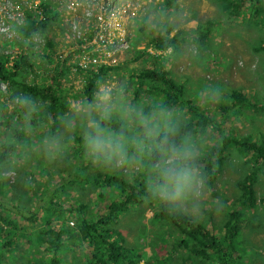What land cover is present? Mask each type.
I'll use <instances>...</instances> for the list:
<instances>
[{
  "label": "rangeland",
  "instance_id": "1",
  "mask_svg": "<svg viewBox=\"0 0 264 264\" xmlns=\"http://www.w3.org/2000/svg\"><path fill=\"white\" fill-rule=\"evenodd\" d=\"M17 1L19 0H3L7 13L0 11V63L3 72H12L11 78L22 83H52L51 78L59 81L58 89L63 93L67 106V110L62 112L63 117L68 110H73L75 104L82 101L96 103L100 93L110 88L113 97L121 98L125 108L134 106L147 113L163 107L171 113L173 120H177L181 128L189 122L194 130L191 132L185 129L183 134L191 136L198 145L195 139L202 138L200 156L202 158L208 156L210 161H218L219 164L214 169V174L210 172L207 176L202 174L203 177H207L205 181L208 192L201 211L193 213L189 206L184 205V207L189 209L191 216H197L193 219V223L211 219L205 223L207 227L212 222L216 224L215 221L221 219L225 211L246 212V216L241 217L238 226L240 233L237 239L241 246L234 247L233 255L238 257L241 264H264V172L254 174L255 200H246L242 195L243 198H238L235 202L233 195L236 190L242 193L238 187L244 175L249 171L250 164L244 156L242 160L235 158L233 153L236 155V152L235 150L232 152L229 146L223 154L211 150V145L202 149L208 143L213 144L212 139H219L221 133L225 132H231V135L236 138L257 137V139L264 140V105H255L262 103L261 99L264 97V52L255 49L257 43L264 46V8L256 15L245 0L250 9L245 7L241 10L243 13L240 12L239 16H235V20L231 21V17L225 16L224 12L220 13L217 7L218 0H75L76 4L73 9L68 7L69 0H26L22 4L23 8L17 5ZM89 1H91L90 10L99 19L91 17L80 21L83 17L82 7H85ZM173 1L177 6L172 5ZM164 2H169V4L164 5ZM260 2L264 6V0H259ZM116 7L125 19L131 20L130 26L126 29L106 26V22L111 24H116L120 20L122 22V17L116 11ZM246 15H252L253 21L258 23L262 30H258L254 25H242V18L244 22L251 23L248 18L245 20ZM259 16L262 18L260 19ZM44 22L47 23L42 32L39 31V27L30 34L21 32L22 28L30 23L42 24ZM96 23L102 24L110 37L109 42L114 47V55L111 57L107 56L108 47L101 48L98 42H91L94 37L91 30ZM219 23L226 25L224 29ZM206 25L211 30H208ZM236 25L241 28L236 30ZM166 26H172L171 33L176 28L184 31L176 40L174 50H178L175 53L171 51V46L159 50L148 44L151 31L153 29L163 30L167 28ZM142 27L144 29L140 31ZM79 32H83L84 36L80 38L74 36ZM204 32H207V42L200 37ZM123 36L128 37V42L122 39ZM194 38H198V42H193ZM119 39L120 42H118ZM92 52L94 55L90 54ZM169 53L175 58L174 62L167 60L172 64L171 67L162 63L160 65L169 71V75L174 80L183 83L188 93L186 99L189 100L186 101L185 98L179 97L162 105L165 99L163 100L161 91H152L146 86L137 88V81L133 80L130 75L133 70L138 73L136 69H141L142 65L152 66L154 59L156 61L159 57H166ZM136 55L138 58L134 59ZM94 57H98L99 67L95 66ZM19 59L27 61L31 67L19 65V68H16L14 64ZM98 70H101V73L95 77L94 90L89 88L94 91L89 98L82 91V87L88 80L86 78L89 75L88 72ZM102 73L103 76H101ZM10 86H16L15 90L12 91ZM232 89H242L244 93L246 92L250 103L233 110L227 114L228 116H222V105H230L232 100L230 97V101H227ZM19 90V85L11 84L5 76L0 78V107H3L0 111V121L15 118L13 106L17 104L15 99L21 97ZM210 92L215 94L210 95ZM36 107L38 108V105ZM181 114L184 118H178ZM37 116L36 125L28 126L25 130L28 134L24 145L25 155L20 156L21 152L17 158L13 157L10 162L0 164V192L10 195L13 189L19 191L23 188L27 191L25 197L19 198V203H23L26 196L33 195V189L23 184V176L31 179L33 187L37 181L49 178L48 175H42L39 170L36 171L34 177L30 172L22 173L31 169L32 165L29 167L26 165L27 159L31 163H34L35 159H40L43 163L46 160L45 153L48 150L46 141L51 138L48 137V133H50V122L52 121L49 117L43 118V115L40 116L39 113ZM30 117L27 110V113L21 112L17 121L27 123ZM112 119H118L123 124L127 122L131 131L138 130L136 125L128 121L127 116L121 112H116ZM222 120L224 122L220 126L219 122ZM60 126L64 127L61 118ZM3 127L4 125L0 124V139L3 137ZM62 128H60L61 131ZM19 129H21L20 126ZM69 130L64 127V134L57 137L60 139V148H65L69 154H73L71 149L76 146L77 141L65 139L67 136L71 137L72 133L79 134L75 120L73 128ZM217 144L220 145V141ZM63 153L64 151L56 150L50 157L54 160L57 155ZM68 160L85 175L96 176L118 171L123 174L121 176L126 181H132L131 174L138 173L139 166L138 162L131 159L112 162V164L111 162H98L86 152L84 157L81 156L78 159L71 157ZM197 165L205 166L203 162H197ZM65 166L66 163L56 166V172L50 179L51 182L61 181L64 177H68L67 173L71 166H68L67 170ZM47 167L52 169V164L50 163ZM72 171H75V168ZM21 173L26 176H22ZM18 176L22 177L17 179ZM72 178L73 175L62 189L63 198L67 196L65 201L68 203L75 202V198H83L89 204L86 208V215L96 218L102 211V204H107V201L112 198L110 194H114L108 189L117 184L111 181L103 185L102 181L92 182ZM11 181L13 184L9 183ZM101 190L105 192L104 196L99 198L97 195ZM2 198L3 195L0 194V199ZM10 199L11 197L6 200ZM32 202L30 200L28 204ZM160 204L161 202L147 197L143 204L123 211L118 223L115 224L126 239V243L122 246L131 249L134 256L139 255L138 260H133L134 264H219L215 255L205 256L200 253L192 255L177 243L178 236L186 238L187 235L176 226L169 227L165 223L162 225L161 219L155 216L159 214ZM45 215L42 211H38L34 219L19 218V222L28 230L27 233L36 234L45 223ZM74 215L71 220L74 219ZM78 217L80 216H76ZM64 219L67 222L70 221L68 217ZM58 220L55 218L52 222L56 223ZM166 221L169 224V220ZM156 227L167 230L159 231L164 234L165 241L159 238ZM221 228L218 226L217 230H211V233L220 240L224 234ZM170 242L176 243L177 246ZM228 242L229 240L223 242L222 245L225 247ZM42 245L41 239L36 249L37 253H34L37 258L44 254L41 251ZM88 248L89 246L85 252L89 255L91 252ZM63 251L69 260L75 258L78 261L77 264H84L70 247ZM233 255L231 256L234 257ZM235 264L238 263L235 262Z\"/></svg>",
  "mask_w": 264,
  "mask_h": 264
},
{
  "label": "trees",
  "instance_id": "2",
  "mask_svg": "<svg viewBox=\"0 0 264 264\" xmlns=\"http://www.w3.org/2000/svg\"><path fill=\"white\" fill-rule=\"evenodd\" d=\"M246 1L248 2V6L256 12V15L264 8L262 3H259V0ZM171 3L172 5L174 4L177 6L174 1ZM168 4L169 2H164V5ZM246 4L245 0H218L217 7L220 9L221 14L224 12L226 14L225 16L231 17L230 20L234 21L235 16H239L240 12L243 13L241 10H244L245 7L249 8ZM247 18L251 23L244 22L242 18V25H254L258 30H262L259 24L253 21L252 15H246L245 20H247ZM259 18L261 19L262 16H259ZM46 23L47 22L42 24L30 23V25L23 27L21 32L23 34H30L31 32L36 31L38 27L39 31L42 32ZM219 24L222 25V29L226 26L222 23ZM144 27L139 30L142 31ZM205 27L208 30H211L208 25ZM235 28L238 30L241 27L236 25ZM207 32L210 33V31ZM207 32H204L203 34L200 33L201 39H205V42L208 40V37L206 36ZM182 33H184V31L180 28H176L173 33H171V31L167 28L163 30L153 29L151 31V38H149L148 44L154 49L159 50L166 49L171 46V51H174L175 53L178 49L174 50V45L176 44L177 38ZM198 40V38H194L193 42H198ZM261 45L262 44L257 43L255 49L257 51L264 52V46ZM136 58H138L137 55L134 59ZM167 60L174 62L175 58L173 54L169 53L166 57H159L156 61L154 59L152 66L142 65L140 67L141 69H136L138 73L133 70L130 77L137 81V88L146 86L152 91H161L163 93V100L165 99L162 105H166L167 103L174 101L175 98L178 99L179 97H183L186 101H188L189 99H186L188 93L185 90L183 83L181 81L174 80L169 75V71L160 65L162 63L170 68L172 64H170ZM19 65L27 67L30 66L27 61L24 62L22 59H19L14 64L16 68H19ZM88 73L89 75L86 77L88 80L83 84L82 91L90 98L94 92L91 90H94L95 88V77L101 73V70H98L97 72L89 71ZM11 75L12 72H3L2 64L0 63V78L5 76L9 79L11 84L19 85V95L29 97L33 101L34 108L33 110L28 111L31 117L27 123L17 121V117L21 116V112L27 113V109L21 108L17 104H14L13 106V116L15 118H8L7 120L0 121V124L4 125L2 130L3 137L0 139V164L2 162H10L13 157L17 158L21 152L22 154L20 156L25 155L26 149L24 145L26 144V138L28 137L25 130L28 126L36 125L38 113L40 116L43 115V118L49 117L52 121L50 122V133L47 132L49 137L50 135L55 134V129L60 128L58 124L60 123L62 112L67 110L63 93L58 89V83L60 82L56 79L51 78L50 80H53L52 83L29 84L22 83L20 81L17 82L11 78ZM15 87L16 86H10V89L14 91ZM230 97L232 99L230 105H222V116H226L230 112H233V110H237L240 107H243V105H248L250 103L246 92L244 93L242 89H233L228 95L227 101H230ZM47 99H49V101H47ZM261 102L262 103H257L255 105H264V97L261 99ZM251 104L254 103L251 102ZM36 105H38V108ZM2 109L3 107H0V111ZM178 118H184V116L181 114ZM175 122H177V120H175ZM223 122V120L220 121L219 125L222 126ZM108 125L113 129H119L123 123L118 119H111L109 120ZM19 126L21 129H19ZM178 130H181L179 125ZM69 131H71V129ZM201 131H203V129ZM221 136L220 145L217 143L215 145H211V150L216 153L223 154L227 146H229L232 152L235 150L236 155L233 153L235 158L242 160V157L244 156L250 164L249 171L247 170L248 172L240 181L241 184L239 185L237 183V185H239L238 188L241 189L242 193H239L236 190L233 195L234 201L236 202L238 198L242 199L243 196L246 200L254 201L256 193L253 186L254 174L257 172H264V140L257 139V137H252V139L246 137L236 138L231 135V132L221 133ZM69 139L77 141L76 146L72 149L70 148L73 150V154H69L65 148L61 149L59 147L58 150L64 151V153L57 155V160H53V158L50 157L54 153V151L50 149H48L47 153H45V163H43L40 159H35L33 160L34 163H31L27 159L26 165H28V167L32 165L31 169L30 171H24L22 173L30 172L34 177L37 173L36 171L39 170L42 175H48L49 178L44 181H37L35 187H33V185H31V179L21 173L22 176L25 175L26 177L18 176L17 179L22 177L25 187L33 189V195L29 197L26 196V198L23 199V203H19V198L25 197V194L27 193V191L23 188H20L19 191L13 189L10 195L0 192V194L3 195V198L0 199V264H77L78 261L75 260V258L69 260L64 255L63 250L68 247H70L73 252L83 260L84 264H134L133 260L139 259V255L134 256L131 249L124 248L122 246L126 243V239L115 224L118 223L119 214L122 211H127L129 208L143 204V201L149 197L147 193V173L150 164L153 162L152 158L148 156L141 158V161L138 162L139 166L137 172L139 174L135 172L132 173V181H126L120 174H117V171H112L109 174H99L96 176L85 175L84 173L79 172L76 169L77 166L72 165V163L68 160L71 157L73 159H78L81 156L84 157L85 151L82 147L81 136L80 134L72 133V136H67L65 140ZM18 151L20 152L16 153ZM58 162L60 163L58 164ZM197 162H203L205 166L201 167L197 165ZM50 163L52 164V169L47 167ZM65 163V170L68 166L72 165L67 173L68 177H64L61 181L51 182L50 179L56 172V166L64 165ZM76 164H78V162ZM218 164V161H210L208 156L202 158L199 154L196 161V168L201 176H203L202 174H206L207 176L209 172L212 174L215 173L214 169ZM74 168L75 171H72ZM71 175H73L72 179H85L92 182L102 181L103 185L104 183H110L111 181L119 184V191L112 192L115 195L110 194L112 198L107 201V204H102V208L106 209L104 214L98 215L96 218L88 217L86 215V208H88L89 204L83 198H75V202L68 203L65 201L67 196L63 198L64 193L62 189L65 188L67 181L71 180ZM206 178L207 177H204L205 180ZM32 180H34V178H32ZM9 183L13 184L12 181ZM13 186L16 188L15 185ZM104 192L105 190L99 191L97 196L102 198L104 196ZM10 197L11 199L7 201L6 199ZM33 199L34 201L32 202ZM30 200L32 203L28 204ZM38 211H42V213L46 214L45 223L38 229V233H27L28 230L20 224L19 218L32 220ZM73 215L74 219L71 220ZM76 216L80 217L76 218ZM155 216L161 219L162 225L165 223L169 227L172 225L176 226L178 229L190 236V238L194 241V244L190 245L192 247H189L188 240L185 238H177V243L180 246L185 247L192 253V255H194V253H200L205 256H207V254L215 255L219 264H235V262L241 264L237 259L238 257L233 255L235 250L234 247L236 245L237 247L241 246L240 241L237 239V236L240 233L238 224L241 222L240 219L242 217L239 211H225L221 219L215 221L216 224L222 227L224 231L222 240L217 239L215 235L211 234L212 229L217 230L218 226L216 224H212L209 230H206L208 227L202 222L189 224L188 222H193V219H196L197 216H191L189 209L184 206L173 209L170 206L161 203L159 214H156ZM65 217H68V221H70L67 222L64 219ZM55 218L59 220L56 223H53L52 220ZM166 220H169V224ZM181 223L184 224V226H182ZM156 228L158 229L157 233H159V238L165 241L164 234L159 231L167 230L162 227ZM41 239L43 241L41 251H43L44 254L42 257L37 258L34 253H37L36 249ZM227 240H229V242L227 246L224 247L222 243ZM170 243L177 246L176 243ZM87 246H89L90 249L88 248V250L91 252L89 255L85 252Z\"/></svg>",
  "mask_w": 264,
  "mask_h": 264
},
{
  "label": "clouds",
  "instance_id": "3",
  "mask_svg": "<svg viewBox=\"0 0 264 264\" xmlns=\"http://www.w3.org/2000/svg\"><path fill=\"white\" fill-rule=\"evenodd\" d=\"M130 24L131 20L124 18L121 28L126 29ZM166 27L169 31L172 30L171 27ZM125 41L128 42L127 36H125ZM90 54L94 55L93 52ZM95 66L99 67L100 62L96 61ZM103 75L102 73L101 76ZM214 94V92H210V95ZM15 102L28 111L34 108L33 101L27 96L17 97ZM72 111L73 114H71ZM116 112L125 114L128 121L134 123L138 130L130 131L127 122L119 129L109 127L108 121L113 118ZM74 120L78 126L84 151L95 161L110 163L131 159L140 162L142 157H151L153 162L147 173L148 196L173 209L187 205L193 213L201 211L208 192L207 183L196 168L203 139H195L199 143L198 145L191 136L183 134L185 129L193 132L194 129L189 122L185 123L179 131L177 122L173 120L171 113L163 107L147 113L134 106L125 108L122 99L114 98L110 88L100 93L96 103L82 101L75 104L73 110H68L65 117H61L64 127L69 129L73 128ZM60 128L62 127L60 126ZM60 128L55 129V134L50 135L51 138L46 141V147L52 151H56L60 147V139L57 136L64 134L63 128L62 131ZM218 141H221V136L217 140L212 139L213 144L208 143L202 149L215 145ZM55 159L57 160V156ZM117 174L123 175L120 172ZM112 188H116L117 191L120 189L118 184L108 189L110 192H115L116 189ZM105 211L106 209L102 208L98 215L104 214ZM122 212L119 214V218ZM239 213L242 217L246 216L244 211H239ZM210 220L198 222L205 224ZM196 223L190 222V224ZM212 224L214 223L212 222ZM212 224L206 230H209ZM186 235V238L178 237L187 239L189 247H192L190 245H193L194 241L188 234Z\"/></svg>",
  "mask_w": 264,
  "mask_h": 264
},
{
  "label": "built area",
  "instance_id": "4",
  "mask_svg": "<svg viewBox=\"0 0 264 264\" xmlns=\"http://www.w3.org/2000/svg\"><path fill=\"white\" fill-rule=\"evenodd\" d=\"M26 0H19L17 1V5L20 7V8H23L22 4L25 2ZM69 5L68 7L73 9L74 8V5L76 4L75 3V0H69ZM92 1V0H91ZM91 1L88 2V4L85 6V7H82V11H83V17L80 21H84V20H88L90 19L91 17H96L97 19H99L98 16H96L95 13H93L91 10H90V6H91ZM138 6V5H137ZM0 11L4 14L7 13V10L4 8V3H3V0H0ZM116 11L118 12V14L122 17V19H124V16L123 14L119 11V8L116 7ZM106 26L108 27H113V28H121L122 27V22L121 20L118 21L116 24H111V23H107L106 22ZM106 28L103 27L102 24L100 23H96L94 25V27L92 28V32L94 33V37L92 38V43L94 42H98L99 43V46L101 48H104V47H108V53H107V56L108 57H111L114 55V47L111 46V42H109L110 40V37L107 35V32L105 30ZM74 36H76L77 38L79 37H83L84 36V33L83 32H79L77 33V35L74 34ZM122 39L125 41V36L122 37ZM120 42V39L119 41ZM109 44H110V47H109ZM94 60L95 62L98 61V57H94Z\"/></svg>",
  "mask_w": 264,
  "mask_h": 264
},
{
  "label": "bare ground",
  "instance_id": "5",
  "mask_svg": "<svg viewBox=\"0 0 264 264\" xmlns=\"http://www.w3.org/2000/svg\"><path fill=\"white\" fill-rule=\"evenodd\" d=\"M45 19V18H44ZM145 31H146V29H145ZM145 35V34H144ZM151 38V37H150ZM85 43V42H84ZM146 43V42H145ZM82 45V44H81ZM143 46V45H142ZM99 50V49H98ZM143 51V50H142ZM62 64V63H61ZM31 67V66H30ZM75 67V66H74ZM46 87V86H45ZM48 87V86H47ZM56 90V89H55ZM131 131V130H130ZM217 167H218V165H217Z\"/></svg>",
  "mask_w": 264,
  "mask_h": 264
}]
</instances>
